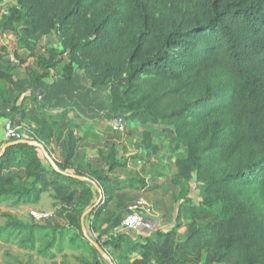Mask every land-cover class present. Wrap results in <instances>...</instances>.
<instances>
[{"label": "trees", "instance_id": "1", "mask_svg": "<svg viewBox=\"0 0 264 264\" xmlns=\"http://www.w3.org/2000/svg\"><path fill=\"white\" fill-rule=\"evenodd\" d=\"M0 30L20 32L33 42L52 37L48 56L35 60L37 69L26 82L0 56V82L11 86H0V117L16 123L31 89L38 113L23 112L21 119L34 133L28 140L43 144L51 156L59 122L80 96L70 94L79 76L96 94L109 91L108 119L123 118L146 129L145 154L135 161H150L161 152L148 127L163 128L156 137L172 136L167 149L175 167L171 184L184 196L196 183L202 200L198 205L182 200L177 220L184 215L188 228L182 235L180 224L158 230L141 243L140 258L131 264H264V0H14ZM33 58L32 49L30 63ZM62 65L64 87L45 89L43 80ZM68 126L63 161L54 158L60 171L34 145H14L0 155V204H39L52 192L67 227H47L52 237L41 255L48 256L58 241L62 247L68 229L96 255L92 264H108L98 260L100 253L82 229L83 214L94 207L86 220L100 233L96 241L117 252L128 243V253L135 256L137 240H125L131 232L112 233L122 219L104 224L116 194L145 187L144 178L114 174L123 165L115 147L106 155L98 151L108 172L90 165L76 169L78 140L75 127L68 123L64 129ZM73 175L91 178L100 190ZM6 216L11 219L7 228L25 231L23 246L34 248L35 230L43 227Z\"/></svg>", "mask_w": 264, "mask_h": 264}, {"label": "rangeland", "instance_id": "2", "mask_svg": "<svg viewBox=\"0 0 264 264\" xmlns=\"http://www.w3.org/2000/svg\"><path fill=\"white\" fill-rule=\"evenodd\" d=\"M0 16L2 17L3 13H0ZM51 39L52 37H42L39 41L33 42L22 37L20 32L7 33L0 30L1 60L4 64L13 66V74L16 78L26 82L30 78V70L37 69L35 60L38 61L48 56V50L51 48L49 41ZM32 49L34 50V63H30L31 61L29 60V55ZM16 53L20 56V58L15 56ZM21 59H23L24 62H21ZM54 74L56 75V78H54V84L59 90L64 87L63 65L58 71H55ZM77 81L78 85L82 87L83 91H86V88L89 89L88 92L90 91L89 82H87L84 77L79 76ZM0 86L7 87V83L5 81H1ZM10 88L11 86L8 89ZM57 89L55 91H58ZM91 93L92 97L88 98L87 102H85L84 94H80V98H83L82 106L85 107V105L88 103V114L91 117L93 126H95V133H101L105 139V143L96 147L91 145V143L88 141L85 146L87 148L84 152V155L92 158L91 156L95 154L97 155V151L99 150H103L106 155L110 152L112 147H115L117 151L116 156L121 161V163H123V165L116 169L114 174L124 178H131L141 175L146 182V186L140 188L137 192L124 190L116 194L115 201L109 210L107 218H105V225L107 224V220L114 222L118 217H120L119 219H122L126 214L128 207L136 203L140 198L147 199L153 205L154 209L158 211H160L162 208L161 206H164V210L167 212L171 210V207L165 206L164 203L162 204V196L170 199L173 198L176 200V202L183 200L185 204V199H187V201L190 200L192 203L198 205L201 202L203 195L196 183L189 185V188L187 192H185L184 196L179 187H174L171 184V178L175 173V167L174 160L170 158V154L167 153V149L169 144L172 142V136L166 134L162 138L156 137L163 128L161 126L148 127L147 129L152 130L154 133V141L160 145L161 152L155 156L151 155L149 158L151 159L150 161H135L133 158L136 155L145 154V149L143 147V134L146 129L141 128L136 124L129 123L128 121H125L123 118H121L120 120H122L125 125V131L114 132L108 124L109 119L107 118L106 114L107 105L109 102V91L105 89L102 92H97V94L94 91H91ZM23 97L25 98L23 112L27 116L30 115L32 117L34 115V111L35 113H38V111H36L37 104L36 101H34L35 94H25ZM39 102L40 101H38V106ZM42 110H44L43 113H52L53 115L59 114L55 111L62 113V109ZM23 112L18 113L14 121L18 124L27 126L26 120L21 119ZM39 115L41 116V113H39ZM6 119L11 118L0 117L2 125ZM2 131L4 134L3 128ZM2 147L3 146L0 144V149ZM50 150L54 152V154L57 153V156L60 154V156L57 158L62 159L61 157L63 151L59 152L58 149L54 148H50ZM181 155H184V153L181 152ZM93 163L100 168L102 165H104V162H102L100 157L98 161L94 160ZM106 172H108V166L105 164V173ZM147 181H152L153 187L157 184L158 188H147ZM46 195H43L44 200L43 202L41 201L40 204L21 205L19 207H12L9 204H0V264H92L94 262L96 255L89 247L84 246L82 239L76 235L75 231L68 229L62 235V247H59L60 241H58L56 247L49 252L48 256L40 254V250L52 237L51 229L47 227L54 228L58 224L60 227H67L65 220L57 214L59 209L57 207H60V204L51 198L50 195H52V192L46 193ZM31 211H44L51 213L52 216L45 222H37L31 216ZM8 214L12 215L15 220L23 223L24 225L40 224V226L43 227L42 229L35 230L36 232L33 238L34 248H31V246H23L22 242L27 235L25 231L18 232L7 228V225H9L11 222V219L6 216ZM180 216L181 217L179 220H177L175 226L180 224L179 228L181 231L179 233L182 235L183 230L185 231L188 228L189 221L185 219L184 215L180 214ZM88 225L90 227H88ZM85 226L86 232L90 237L95 240L96 237L99 238L100 233L93 230V226L86 219ZM98 227H101L100 223L98 224ZM159 230L163 229L160 228ZM138 232L139 231H134L129 233L127 236H125V240L135 239L136 237L141 236ZM154 235H156V232H154V234L150 235L149 237H153ZM103 239H105V237ZM136 240L137 244L134 248L136 249V253L134 255L140 252L141 243L143 242L140 238H137ZM128 248V243L127 245L123 244V249L118 252L113 248H108L106 250L107 257H103L100 254V258L98 260L101 258L105 259L108 264H112L111 262L114 264H131L134 256L128 253Z\"/></svg>", "mask_w": 264, "mask_h": 264}, {"label": "crops", "instance_id": "3", "mask_svg": "<svg viewBox=\"0 0 264 264\" xmlns=\"http://www.w3.org/2000/svg\"><path fill=\"white\" fill-rule=\"evenodd\" d=\"M14 2V0H3L2 4H1V12L0 13H5L8 9V7L10 5H12V3ZM2 17L0 16V19ZM54 78H56V75L54 74V70L52 69L50 72V76L45 78L43 80L44 85L43 87L45 89H48L49 86H52V84L55 83ZM72 90H74V92H71L70 94H74L75 92L78 93V95H80L81 93L84 94L85 96V102H87L88 98L92 97V93L91 90L88 92V88H86V91L82 90V87H80V85H78V83H76L74 86L72 85ZM66 90H71L68 88L65 89ZM31 89L28 90V92L26 93L27 95L32 94L31 93ZM74 100L72 102H74V110L72 112L69 113V116L67 117V119L62 120L59 122L60 126L58 127V130H56L55 132V137L52 140V142L50 143V148H54V149H58L59 152L63 151L62 154V159H58L57 157L60 156V154L57 156V153L54 154V152H52V156L54 158H56L58 161L62 162L63 161V156L65 155V152L67 151L68 145H67V141H68V134H69V126L66 127L64 129V126H66L68 123H71L72 127H75L74 129V133L77 136V147H76V153L75 156L72 160V162L74 163V167H76V169H80V170H84L87 167H89L88 165H90L91 169H99L100 167H98L97 165H95L93 163L94 160L98 161L99 160V153L97 151V155H92L90 157L85 156L84 152L86 151V144L89 141L91 143V145L98 147L99 145H102L105 143V139L103 138L101 133H95V126H93L91 117L88 114L89 111V105L87 103V105H85V107L82 106V100L83 98H73ZM49 109V108H48ZM53 110V109H52ZM57 113H60L59 111H55ZM35 114V113H34ZM34 116V115H33ZM29 117V116H28ZM2 121L0 120V144L3 146L4 145V134L2 131L3 125L1 124ZM2 126V127H1ZM4 130V128H3ZM96 134V135H95ZM58 148H57V147ZM81 152V155H80ZM101 169L105 170V164L101 166ZM122 179H125L124 177H120ZM147 188H158L157 184L153 187V182H148L147 181ZM129 191H139L137 189H127ZM46 194H44L45 196ZM47 196V195H46ZM154 196V195H153ZM49 197V195H48ZM160 197V196H159ZM101 197H99V199L97 200V202L100 200ZM50 200H52L51 198H49ZM44 200V197L42 198V202ZM161 202L162 204L164 203L165 206H169L171 207V210H169V212L164 210V206H161L159 209L160 211L156 210V215L154 217H148L146 220V224H144L138 231V233L141 235L137 238H140L144 243V240H146V238H148L150 235L154 234V232H157L160 228H162L164 231H169L171 230L176 222H177V216H178V212H179V207L181 202H183L182 200L180 202H176V200H174L173 198H165L164 196H162L161 198ZM41 203V202H40ZM39 203V204H40ZM97 205V203H96ZM40 206V205H39ZM59 208V206L57 207ZM87 217V216H86ZM86 219V218H85ZM88 222L89 218L87 219ZM88 227H90L88 225ZM105 227V224H104ZM181 231V230H180ZM105 237V236H104ZM136 258H140V256L138 254H136L134 256V259L131 261V263H133V261Z\"/></svg>", "mask_w": 264, "mask_h": 264}, {"label": "built area", "instance_id": "4", "mask_svg": "<svg viewBox=\"0 0 264 264\" xmlns=\"http://www.w3.org/2000/svg\"><path fill=\"white\" fill-rule=\"evenodd\" d=\"M110 128L114 132H124L125 125L119 118L109 119ZM4 140L5 142L28 140L34 137L32 130L24 125H18L10 120L4 122ZM31 216L37 222H45L52 216L51 213L44 211H31ZM156 210L153 205L145 198H140L136 203L130 205L121 222L114 227L112 233L120 235L127 232L138 231L144 224L148 217H154Z\"/></svg>", "mask_w": 264, "mask_h": 264}, {"label": "water", "instance_id": "5", "mask_svg": "<svg viewBox=\"0 0 264 264\" xmlns=\"http://www.w3.org/2000/svg\"><path fill=\"white\" fill-rule=\"evenodd\" d=\"M18 144H30V145H34L36 147H39L43 153L45 154V156L47 157V159L49 160V162L51 163V165L54 167L55 170L60 171V169L58 168L54 158L49 154V152L47 151V149L44 147L43 144L36 142V141H29V140H22V141H13V142H8L5 145H3V147L1 148L0 151V155L4 154L7 150V148L14 146V145H18ZM74 177L80 179V180H85L88 181L90 183H92L93 185H95V188L97 190H100V187L98 184H96V182H94L91 178L89 177H85V176H77V175H73ZM102 198V197H101ZM101 201V199L97 202V204H99ZM94 207L88 209L82 216L81 219V224H82V229H83V233L85 235V237L88 239V241L98 250V252L103 256V257H107V252L106 250L99 244V242H97L95 239H93L92 237H90L87 232H86V226H85V218L86 216L93 210ZM112 264H114L113 262H111Z\"/></svg>", "mask_w": 264, "mask_h": 264}]
</instances>
